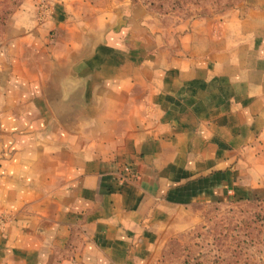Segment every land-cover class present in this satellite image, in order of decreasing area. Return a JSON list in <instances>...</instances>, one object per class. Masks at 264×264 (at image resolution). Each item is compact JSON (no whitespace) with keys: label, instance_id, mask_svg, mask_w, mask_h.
<instances>
[{"label":"crops","instance_id":"1","mask_svg":"<svg viewBox=\"0 0 264 264\" xmlns=\"http://www.w3.org/2000/svg\"><path fill=\"white\" fill-rule=\"evenodd\" d=\"M149 18L54 13L12 62L0 264H163L198 213L264 207V0Z\"/></svg>","mask_w":264,"mask_h":264},{"label":"rangeland","instance_id":"2","mask_svg":"<svg viewBox=\"0 0 264 264\" xmlns=\"http://www.w3.org/2000/svg\"><path fill=\"white\" fill-rule=\"evenodd\" d=\"M244 0H0V105L12 87V62L23 64L34 54V32L54 13L64 11L74 20L93 24L109 12L140 5L151 15L149 22L170 25L181 19L219 18L241 8ZM15 41L20 48L15 46ZM50 44V40H47ZM42 59L43 56L40 55ZM39 65V63H36ZM24 91H26L24 89ZM198 213L195 228L177 235L182 243H169L163 264H261L264 263V207L241 204L215 207ZM210 214V215H209ZM199 221V222H198ZM201 222V223H200ZM185 231V233H186ZM178 240V241H180ZM189 241V243L187 242ZM239 251L237 255L230 252ZM228 259L230 261L228 262Z\"/></svg>","mask_w":264,"mask_h":264},{"label":"trees","instance_id":"3","mask_svg":"<svg viewBox=\"0 0 264 264\" xmlns=\"http://www.w3.org/2000/svg\"><path fill=\"white\" fill-rule=\"evenodd\" d=\"M249 205H252V206H255V204H252V203H250ZM216 207V206H215ZM214 207V208H215ZM240 252L237 250L236 252H230V254H229V256H231L232 254H235V255H237L238 256V254H239ZM230 261V259H228V262ZM259 263H261V264H264L263 262H259ZM228 264H232V262H229ZM256 264H258V262L256 263Z\"/></svg>","mask_w":264,"mask_h":264}]
</instances>
